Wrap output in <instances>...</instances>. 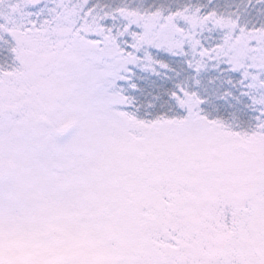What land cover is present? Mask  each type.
<instances>
[{
    "label": "rangeland",
    "instance_id": "obj_1",
    "mask_svg": "<svg viewBox=\"0 0 264 264\" xmlns=\"http://www.w3.org/2000/svg\"><path fill=\"white\" fill-rule=\"evenodd\" d=\"M116 2L0 0V264H264V29L232 40L263 14L215 20L194 62L199 75L225 59L243 70L248 51L257 119L213 121L186 92L184 119L141 125L121 112L137 59L124 49L152 32L194 45L203 23L175 37V21Z\"/></svg>",
    "mask_w": 264,
    "mask_h": 264
},
{
    "label": "trees",
    "instance_id": "obj_2",
    "mask_svg": "<svg viewBox=\"0 0 264 264\" xmlns=\"http://www.w3.org/2000/svg\"><path fill=\"white\" fill-rule=\"evenodd\" d=\"M98 3H106L113 0H96ZM141 1V2H140ZM142 3L146 14L155 15L157 11L166 10L162 5L179 10L189 4H201L205 7L214 8L220 5L221 11L233 7V11L245 13L241 18L251 19L258 13H264L261 8L264 3L255 0L251 6H246L247 0H139L138 5ZM255 8V9H253ZM177 13V12H174ZM146 14H143V21L146 20ZM169 14L164 16L166 20ZM205 12H200L199 18L206 17ZM264 24V18H263ZM155 57H162L161 63L164 64L159 68L158 74L137 85L138 95L134 97L136 107L143 118L163 119L164 117L174 116L178 110L176 97L185 89H194V71L190 66L187 58L182 56H171L163 51L155 52ZM212 82L214 89L207 87L206 81ZM239 81L234 79L203 78L199 89L202 91L204 99L217 97L224 103L219 111L221 116L231 115L235 118H243L244 111L234 106L233 100L240 99Z\"/></svg>",
    "mask_w": 264,
    "mask_h": 264
},
{
    "label": "water",
    "instance_id": "obj_3",
    "mask_svg": "<svg viewBox=\"0 0 264 264\" xmlns=\"http://www.w3.org/2000/svg\"><path fill=\"white\" fill-rule=\"evenodd\" d=\"M30 2H31L32 4H37V3H39L38 0H30Z\"/></svg>",
    "mask_w": 264,
    "mask_h": 264
}]
</instances>
